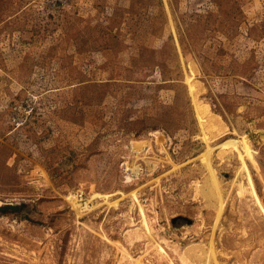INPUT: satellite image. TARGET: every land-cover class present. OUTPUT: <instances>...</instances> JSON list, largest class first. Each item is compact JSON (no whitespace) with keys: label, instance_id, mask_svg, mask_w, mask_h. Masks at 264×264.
<instances>
[{"label":"rangeland","instance_id":"rangeland-1","mask_svg":"<svg viewBox=\"0 0 264 264\" xmlns=\"http://www.w3.org/2000/svg\"><path fill=\"white\" fill-rule=\"evenodd\" d=\"M186 75L225 126L208 156L219 215ZM241 135L263 212L238 151L219 154ZM143 138L150 147L133 149ZM123 159L143 172L125 180ZM78 191L118 204L76 212L66 198ZM9 206L0 264H264V0H0Z\"/></svg>","mask_w":264,"mask_h":264},{"label":"bare ground","instance_id":"bare-ground-1","mask_svg":"<svg viewBox=\"0 0 264 264\" xmlns=\"http://www.w3.org/2000/svg\"><path fill=\"white\" fill-rule=\"evenodd\" d=\"M185 82H186V85L188 87L189 95H190V98H191V101H192V104L194 107L196 120L198 122V126H199L200 131H201L200 132L201 133L200 138L205 143V152L202 155L201 162L203 163V165L205 166V168L209 172V176H208L209 182H207V193H208V196L210 198L213 196H216V200L218 201L217 215H219L221 210H222V207H223V201H222V197L220 195V190H219L218 185L215 181L214 174L212 173V169H211L210 164H209L208 156H209V153L211 151L210 143L225 135V126H224L223 122L221 121L220 117L217 114H215L214 112H212V110L209 108V106L207 104L203 103L200 100V94L203 91V88H202V85L200 84V82L191 80L187 75L185 76ZM150 134L154 135V138H156L157 147H158L159 151L162 152L163 151V147H162L163 144L159 140L160 132H153ZM161 140H163V139L161 138ZM236 143L239 144V149H236ZM149 145H150V140H148L146 138L137 140V141L132 143V147L136 151H140L143 147H146ZM219 146H220V149H219L220 155H222L224 153L227 154L233 150L238 151V156L242 162V169L244 170V172L246 173V176L248 178V188L246 190L250 192L253 199H255L260 211L263 212L262 205L256 196L254 187H253V185L249 179L248 170H247L246 165H245L244 160H243V158L247 157V159L252 163V165L254 167H257V164H256L255 159H254V155H253L252 146H251L247 136L241 135L239 137V139L227 140V141L221 143ZM143 160H145V158H143ZM145 162L148 164V166L150 168L153 169L155 167V164L153 162H150L147 160H145ZM134 168L138 169L139 167L136 166ZM205 189H206V187H205ZM239 189L242 191V190H244V187L241 184H239ZM130 196H132V198H131L132 202L137 200V196H136L135 192H131ZM111 197H112V195L93 193L91 196L88 197V202L91 204V206H90V204H89V206L84 205L85 208L81 206L82 204L78 203V201L76 200V196H75V194L73 195V193L70 194L66 199L69 201V204L72 206V208H74L73 210H76V212H78V210L82 209V208H84L87 211L89 209L91 210V209L102 207V206L116 207L118 204V200H112ZM139 207H140V210L142 211V216H143L142 222L145 224V226H147L146 228H148L149 227L148 221L146 219V216L144 215V209L141 207V205H139ZM193 250H194V248H187L182 252V254L179 257L183 263H185V261L189 257H191ZM200 252H201V250H200ZM194 253H196V252H194ZM210 255H211V253H210ZM138 261H137V263L140 264Z\"/></svg>","mask_w":264,"mask_h":264},{"label":"built area","instance_id":"built-area-1","mask_svg":"<svg viewBox=\"0 0 264 264\" xmlns=\"http://www.w3.org/2000/svg\"><path fill=\"white\" fill-rule=\"evenodd\" d=\"M129 151L131 153L136 152L135 150L132 149L131 144L129 143ZM138 166V169H135L134 167ZM120 168L122 171V175L124 177L125 180H131L132 178H134L135 176L141 174L144 170L143 167H141L140 165H135V163H130V160H125L123 159L120 163ZM76 200L78 201V203L82 204L81 206L85 208V206L88 205V200L86 199V196L84 195V193L82 191H78L76 194ZM85 205V206H84Z\"/></svg>","mask_w":264,"mask_h":264},{"label":"water","instance_id":"water-1","mask_svg":"<svg viewBox=\"0 0 264 264\" xmlns=\"http://www.w3.org/2000/svg\"><path fill=\"white\" fill-rule=\"evenodd\" d=\"M0 209H3V210H7V209H13V210H15V209H16V207L9 206V207H6V208H0Z\"/></svg>","mask_w":264,"mask_h":264}]
</instances>
